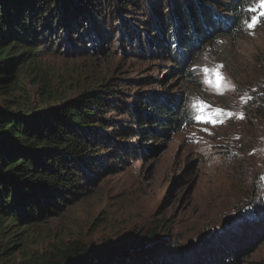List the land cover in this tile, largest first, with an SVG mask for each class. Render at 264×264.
Here are the masks:
<instances>
[{"label": "trees", "instance_id": "trees-1", "mask_svg": "<svg viewBox=\"0 0 264 264\" xmlns=\"http://www.w3.org/2000/svg\"><path fill=\"white\" fill-rule=\"evenodd\" d=\"M152 1L158 7L149 0H0V95L25 74L47 81L41 55L59 42L67 48L61 52L84 57L119 35L123 44L136 47L127 51L130 57L158 61L164 72L160 78L125 79L126 91L123 79L107 76L95 88L71 99L57 97L52 105L13 101L16 108L0 106L1 226L31 224L63 203L77 202L99 176L96 169H108L109 160L138 156L142 142L148 145L145 155L153 154L156 142L192 122L189 86L199 81L190 69L204 49L234 35L248 5L242 0ZM174 78L176 85L167 87ZM133 83L140 91H132ZM146 234L148 240L138 238L132 245L137 250L107 241L92 249L75 240L30 264H162L158 254L169 243L165 247L157 240V228ZM146 244L153 246L140 250Z\"/></svg>", "mask_w": 264, "mask_h": 264}, {"label": "rangeland", "instance_id": "rangeland-1", "mask_svg": "<svg viewBox=\"0 0 264 264\" xmlns=\"http://www.w3.org/2000/svg\"><path fill=\"white\" fill-rule=\"evenodd\" d=\"M261 21L252 31L220 37L222 43L204 49L195 64L206 63L208 51L211 64L224 65L234 90L218 95L206 84L190 83L189 97L233 112L231 118L218 117L225 122L217 125L192 121L156 142L158 151L148 156L142 142L138 156L109 160L110 169H96L99 176L77 202L63 203L31 224L0 225V264H30L75 240L92 249L107 241L137 250L132 245L138 238L148 240L146 233L155 228L157 240L169 243L158 254L162 264H264V17ZM61 45L41 55L48 80L22 75L0 95V106L13 101L52 105L57 97L71 99L95 88L107 76L123 79L126 91L125 79L164 74L162 63L130 57L127 51L136 47L123 44L119 35L92 56H72ZM177 81L171 79L167 87ZM132 87L140 91L137 83Z\"/></svg>", "mask_w": 264, "mask_h": 264}, {"label": "snow or ice", "instance_id": "snow-or-ice-1", "mask_svg": "<svg viewBox=\"0 0 264 264\" xmlns=\"http://www.w3.org/2000/svg\"><path fill=\"white\" fill-rule=\"evenodd\" d=\"M242 2L246 3L248 6L242 9L241 16L238 18L236 31H252L262 22L261 18L264 17V0H242ZM244 11H247L251 15L248 18H243L242 13ZM257 12L258 15L256 14ZM216 43L219 44L222 43V41H217ZM203 59L206 63L203 65H193L190 69L196 76L201 77L199 82L208 85L218 95H224L226 91L234 90L235 85L231 83L223 72L224 65L211 64L208 51L204 53ZM188 101L187 108L192 110V114L189 118L196 123L212 125L222 124L225 121L223 119H218V117L226 114L231 118L234 115L233 112L226 111L225 109L215 108L213 110L212 105L196 95L188 97ZM239 118H244L242 113ZM204 130L207 131V129Z\"/></svg>", "mask_w": 264, "mask_h": 264}]
</instances>
